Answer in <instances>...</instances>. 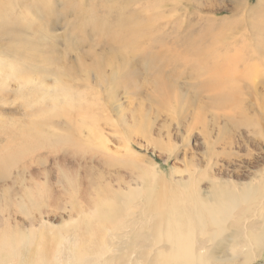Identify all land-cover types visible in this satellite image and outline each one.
I'll return each instance as SVG.
<instances>
[{"label":"rangeland","instance_id":"rangeland-1","mask_svg":"<svg viewBox=\"0 0 264 264\" xmlns=\"http://www.w3.org/2000/svg\"><path fill=\"white\" fill-rule=\"evenodd\" d=\"M150 2L0 0V157L15 155L0 167V218L69 240L73 208L132 193L147 201L137 217L153 216L159 186L150 173L167 179L170 194L191 177L195 196L220 187L258 201L214 241L197 236L195 252L209 247L211 264H264V65L253 61L264 52L249 22L264 32V0ZM129 14L153 23L149 34L115 40ZM154 53L166 60L147 58ZM57 239L49 251L73 253L84 241ZM101 241L113 264H156L127 239Z\"/></svg>","mask_w":264,"mask_h":264},{"label":"bare ground","instance_id":"bare-ground-1","mask_svg":"<svg viewBox=\"0 0 264 264\" xmlns=\"http://www.w3.org/2000/svg\"><path fill=\"white\" fill-rule=\"evenodd\" d=\"M149 1H151V6H154L156 9L162 5L164 0ZM259 10L260 12H258L261 17H264L263 8L261 7ZM134 20L133 14L120 17L117 20V26L114 29L120 30V32L115 40L122 41L123 39V41L131 42L137 36L143 37L149 34L153 23L149 24L147 21ZM262 20L264 19L262 18ZM1 22L3 29L11 28L10 23L4 20ZM249 22L252 28L251 35H253L256 41V51L263 53L264 48H262V44H264V38H262V34L264 32L261 31L262 25L259 22V25L256 24L255 20V23H253V20ZM128 42L122 43L129 46ZM196 52L198 51L196 50ZM146 56L147 58L154 59V61L161 60L160 57H162L158 53L146 54ZM239 58L236 57L234 60L238 61ZM256 58L257 60L252 59L254 63L262 61L264 65V59L260 60L258 57ZM162 59L164 58L162 57ZM228 60L230 59H225V61ZM60 90L63 92L62 88ZM68 102L66 100L64 103L67 104ZM74 109L77 112L81 111L77 107H74ZM64 112V110L59 111L61 114ZM17 149L18 147H16ZM13 157L15 155L12 151L11 153L7 152L6 156L0 157V167L6 165ZM150 176L151 183L159 186V190L156 193L157 201L155 208H153V216L146 214L145 217L141 214L137 217V212H144L147 206V201L144 203L142 199L138 200L139 195L115 192L116 198H97L94 202H92V199V203H89L87 209L73 208L76 214H79V217L74 220L77 231H75L69 240L68 236L62 239V236L56 237L51 233L47 235L41 230L30 229L29 231H24L18 228V226H10V223L5 218H0V264H113L111 260L104 257V253L101 250L105 246L101 240L105 241V239L106 242L110 240L122 242L123 239H127L131 250L135 247L136 251L141 254L155 253L156 264H211L207 256L210 252L209 247L195 252L193 245L196 242V237L205 236L208 240L214 241L215 237L222 233V228L226 225L228 218L233 217V214H235L233 219L243 221L247 218L245 217L246 212L256 211L258 201L249 198L248 193L237 194L227 192L219 187V189L213 188L211 192L204 196H195L191 191L193 190L192 178L188 177V181L182 187L185 190H180L176 194H170L166 190V187H168L166 178L156 180L157 175L153 172L150 173ZM182 180V177L176 179V184L183 183ZM209 182L210 184H222L213 178L209 179ZM24 194L25 200L30 201V193L27 191ZM263 195L261 194V196ZM245 203L246 206L242 207ZM261 203L264 205V202ZM141 204H143L144 208L140 206ZM17 207H19L18 210L27 212L26 206L23 203L16 204ZM260 208L263 210L264 206L261 205ZM2 210L0 208V212ZM136 225L141 230L147 228V232L143 234V232L136 231ZM210 225L214 226L215 229L210 231ZM99 227L103 229L99 231ZM84 228H86L85 232ZM31 231L36 232V236ZM138 236L144 237L150 242L147 245L135 244V239ZM54 238L66 241L72 240L71 242L77 240L84 241L83 245L80 246V250L76 249L73 253L61 251L59 246L56 248V251H49L46 243H51ZM59 239L56 242H59ZM261 239L263 237L257 235L252 238V242L261 241L262 244L263 240ZM128 252L129 248L126 249V253ZM83 253L87 255H83ZM142 259L144 260V258ZM140 261L138 262L140 263Z\"/></svg>","mask_w":264,"mask_h":264}]
</instances>
